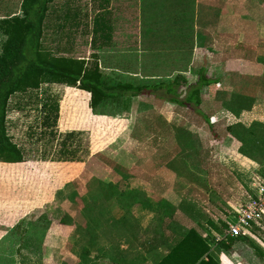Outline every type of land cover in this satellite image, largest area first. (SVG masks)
Listing matches in <instances>:
<instances>
[{
	"label": "rangeland",
	"instance_id": "obj_1",
	"mask_svg": "<svg viewBox=\"0 0 264 264\" xmlns=\"http://www.w3.org/2000/svg\"><path fill=\"white\" fill-rule=\"evenodd\" d=\"M220 1L55 0L47 8L40 51L44 56L83 59L88 64L97 61L103 76L112 84L121 81L155 82L170 79L176 72L185 75L188 83L193 84L200 70L207 77L218 79L222 70L219 57ZM20 2L0 0V18L19 13ZM96 15L103 16L109 25L104 32L106 36L93 30ZM4 39L0 32V50ZM227 61L232 59L228 57ZM246 83L242 82L243 89ZM220 86L218 80L200 86L198 93L194 94V99L202 102L199 107L206 111L211 126L194 107L173 104L161 91L156 93L162 99L146 94L118 97L102 103L98 110L116 115L122 111L124 122L98 126L100 139L107 131L109 142L94 154L91 162L88 161L89 172H84L77 183H68L67 194L74 191L87 199L107 197L110 201L104 209L112 210L115 215L122 213V203L129 205L147 225V239L158 220H169L168 216L170 219L173 216L172 219L184 228L200 222V233L211 221L220 229L216 232L220 235L224 228L222 223L231 218L264 180L262 151L251 145V139L245 144L226 130L227 125H235L236 129L241 124L251 131L254 127H251L250 120L244 121L234 111L227 116L221 112L222 104L229 105V100L222 99L220 93L224 90L219 93ZM231 87L234 90L236 86ZM51 91L59 94L57 88ZM26 98L17 94L9 101L5 120L7 132L22 143L20 147H23L26 158H62L54 153L56 142L50 143V140L34 144L36 153L27 147L26 139L34 135L49 139V130L39 126L41 111L36 104L25 103ZM17 99L20 100L14 102ZM121 101L125 103L124 109ZM259 108L264 119V106ZM160 112L170 119L165 125L160 118H155ZM176 128L188 130L193 142L180 143ZM263 129L264 121L255 132L264 141ZM85 145L84 137L82 152L77 155L86 160ZM69 153L67 151L65 156L67 160L71 159ZM99 202L104 204V201ZM92 204L94 202L80 201L78 208L84 212L85 205L91 208ZM64 205L67 211L77 210L72 203L71 206L68 202ZM142 206L152 213H141ZM54 208L51 216L58 219L62 211L58 206ZM42 213H45L44 209L38 212L39 216ZM80 214L77 215L84 222ZM260 225V230L264 231V218ZM19 231L10 232L12 240L0 248V264H16L18 261L22 264L18 258L23 241ZM27 232V236L29 234L37 243L41 242L44 230L31 226ZM212 235L215 237V233ZM215 241L211 240L210 245ZM241 245L245 251L253 249L248 244ZM45 251L41 243L38 250L28 251V255L35 257L39 262L36 264H41L47 256Z\"/></svg>",
	"mask_w": 264,
	"mask_h": 264
},
{
	"label": "crops",
	"instance_id": "obj_2",
	"mask_svg": "<svg viewBox=\"0 0 264 264\" xmlns=\"http://www.w3.org/2000/svg\"><path fill=\"white\" fill-rule=\"evenodd\" d=\"M220 10L222 14L219 57L222 70L218 80L222 88L219 89V93L224 90L220 94L223 96L222 99L228 101L233 88L231 86L234 84L236 86L234 90L238 91L243 89L242 82H247L244 89L254 91L255 94L250 109L230 107L225 100L227 104H222L224 108L221 112L227 116L234 111L235 115L243 117L244 121L250 120L254 129L249 130L257 135L255 130H258L260 123L264 121L259 108L264 106V0H221ZM228 57L232 59L231 62L227 61ZM52 88H57L59 94L53 93ZM17 94L27 97L25 103L36 104L39 107L41 111L38 117L41 118L39 126L49 130V139L34 135L26 139L27 147L33 148L32 153H36L34 144L40 143L41 140L43 142L50 140V143L56 142L54 153L63 157L54 159L23 156L18 162L0 160V248L12 240L10 232L17 229L22 232L23 237L20 251L22 253L18 257L22 264L39 263L35 257L28 255V251L38 250L41 243L42 249L47 250L45 251L47 256L41 264H154L158 261L167 250L168 242L163 243L164 236L178 229L179 223L172 219L173 216L171 219L168 216L169 220L160 218L159 223L149 231L151 236L147 239L145 236L147 225L142 222V216L132 211L129 205L122 203V213L115 215L112 210L104 209L105 204L110 201L107 197L102 196V199H99L101 197L92 196L87 199V196H80V192L74 191H68L67 194L68 183L70 181L77 183L84 172H89L88 161L109 142L107 131L103 132L105 136L100 139L98 126L103 124L106 127L108 124L112 126L115 122H124L122 111L116 115L98 110L102 103L119 96L107 98L93 109L89 105L88 91L58 82L42 83L36 89L17 92L9 101ZM144 95L146 94H142ZM18 100L20 99L14 102ZM54 102L57 104L56 111L50 108ZM121 105L124 109L122 101ZM160 115L169 122L170 119L164 113L160 112ZM40 127L37 128L41 129ZM69 132L72 134L66 139ZM7 135L23 155V147H20L22 143L11 138L8 132ZM84 137L87 161L77 155L79 151L82 152ZM67 151L72 152L74 158L67 160L65 158ZM80 201H90L94 204L91 208L85 205L83 212L78 208ZM99 201H104V204ZM66 202L70 206L71 203L75 205L77 210L71 212L64 209ZM56 206L62 211L58 219L51 216ZM140 208L141 213L151 212L145 206ZM43 209L45 213L39 216L38 212ZM78 212L81 213L84 222L80 220V216L78 217ZM31 226L44 230L41 242L37 243L31 235H26ZM206 226L201 230L202 235L215 233V237L224 236L223 229L219 235L216 234L218 229L210 224ZM199 228L197 225V229ZM251 228L250 235H242L243 238H236L230 244L220 240L221 242L210 245V250L220 264H264V231L255 232ZM242 243L253 249L243 250ZM225 244L229 246L224 247ZM237 246L240 248H236ZM16 264H19V261Z\"/></svg>",
	"mask_w": 264,
	"mask_h": 264
},
{
	"label": "trees",
	"instance_id": "obj_3",
	"mask_svg": "<svg viewBox=\"0 0 264 264\" xmlns=\"http://www.w3.org/2000/svg\"><path fill=\"white\" fill-rule=\"evenodd\" d=\"M53 1L55 0H21L19 13L0 18V32L5 36L0 50V160L18 162L23 158L19 148L7 135L5 120L10 97L17 92L36 89L42 83L58 82L88 91L90 93L89 105L93 109L107 98L118 96L129 98L142 94H152L161 98L156 93L161 91L167 95V100L170 102L180 106L194 107L208 126H211L206 111L199 107L200 101L194 99V94L198 93L200 86L217 83L218 79L207 77L201 70L193 84L188 83L185 75L179 72L170 79L155 82L121 81L112 84L108 83L103 76L97 61H91L88 64L83 59L44 56L40 51V42L47 8ZM106 29H109L108 23L103 16L96 15L93 30L96 33L100 32V36L101 34L106 36L107 33H104ZM254 95V91L251 90H232L229 105L248 110L252 105ZM51 105L50 108L56 111L57 104L54 102ZM155 118L161 119L163 125L166 124V120L161 115ZM150 125L153 126V124ZM237 126L238 128L235 129V125H227L226 130L232 132L236 140L243 141L245 144H248L247 139H251V145L259 152L262 151L264 155V141L251 131L244 129L241 124ZM176 131L179 133L180 143L191 144L193 142L188 130L176 128ZM71 134L69 132L66 139H69ZM68 155L70 158L75 156L72 152ZM196 223L201 226L200 222L196 221ZM209 223L213 228L218 229L211 221ZM197 225L184 228L179 224L177 230L164 236L163 243L168 242L167 250L154 264H220L218 258L210 250V241H215V237L209 234L202 235ZM222 226H226L224 222ZM259 227V225H252L251 230L260 231ZM234 240L226 236L221 241H227L230 244ZM225 246L229 245L225 244ZM256 250H258L257 247Z\"/></svg>",
	"mask_w": 264,
	"mask_h": 264
},
{
	"label": "built area",
	"instance_id": "obj_4",
	"mask_svg": "<svg viewBox=\"0 0 264 264\" xmlns=\"http://www.w3.org/2000/svg\"><path fill=\"white\" fill-rule=\"evenodd\" d=\"M264 218V180L259 183L255 191L248 195L247 199L240 205L239 209L224 221V236H216V241L229 236L237 238L242 235H249L252 225H260Z\"/></svg>",
	"mask_w": 264,
	"mask_h": 264
}]
</instances>
